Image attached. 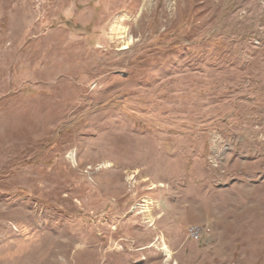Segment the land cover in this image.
I'll use <instances>...</instances> for the list:
<instances>
[{"label": "rangeland", "instance_id": "rangeland-1", "mask_svg": "<svg viewBox=\"0 0 264 264\" xmlns=\"http://www.w3.org/2000/svg\"><path fill=\"white\" fill-rule=\"evenodd\" d=\"M0 264H264V0H0Z\"/></svg>", "mask_w": 264, "mask_h": 264}, {"label": "built area", "instance_id": "built-area-1", "mask_svg": "<svg viewBox=\"0 0 264 264\" xmlns=\"http://www.w3.org/2000/svg\"><path fill=\"white\" fill-rule=\"evenodd\" d=\"M187 234L192 239H198L200 236V229L196 225H191L187 230Z\"/></svg>", "mask_w": 264, "mask_h": 264}, {"label": "bare ground", "instance_id": "bare-ground-1", "mask_svg": "<svg viewBox=\"0 0 264 264\" xmlns=\"http://www.w3.org/2000/svg\"><path fill=\"white\" fill-rule=\"evenodd\" d=\"M166 254H168V255H169V254H170V253H169V251H166Z\"/></svg>", "mask_w": 264, "mask_h": 264}]
</instances>
